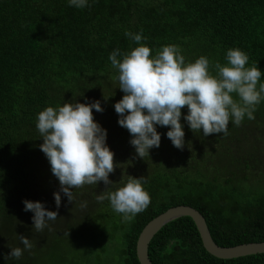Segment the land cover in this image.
Wrapping results in <instances>:
<instances>
[{"label": "trees", "instance_id": "trees-1", "mask_svg": "<svg viewBox=\"0 0 264 264\" xmlns=\"http://www.w3.org/2000/svg\"><path fill=\"white\" fill-rule=\"evenodd\" d=\"M125 31L141 32L146 40L139 43L152 55L179 46L186 62L204 55L224 64L226 50L239 48L264 82V0H89L83 9L67 0H0V264H140L136 241L144 225L182 204L200 211L218 245L264 241V101L255 119L230 122L226 135L193 133L183 120L185 106L184 147L172 145L168 126H157L159 147L139 157L113 107L123 92L109 54L137 46ZM93 101L103 108L93 109V117L114 153L113 183L73 188V202L61 193L60 205L72 210L64 219L65 211L55 209L59 181L39 147L36 118L46 106ZM129 176L146 179L151 202L125 222L95 196L115 191ZM24 199L42 202L58 217L34 248L5 260L11 239L34 227ZM148 255L152 264H264V253L211 255L188 216L165 224Z\"/></svg>", "mask_w": 264, "mask_h": 264}, {"label": "clouds", "instance_id": "clouds-1", "mask_svg": "<svg viewBox=\"0 0 264 264\" xmlns=\"http://www.w3.org/2000/svg\"><path fill=\"white\" fill-rule=\"evenodd\" d=\"M67 2L77 9L89 4V0ZM125 36L137 46L126 53L115 49L109 54L111 66L117 71L114 79L123 92L113 107L118 114L117 123L130 133L129 143L139 157L149 156L151 148L159 147L161 134L157 126H168L166 136L172 145L177 149L184 147L181 109L185 106L183 120L193 133L202 130L204 136L226 135L230 122L239 126L245 117L255 119L256 106L264 101V82L261 69L248 64L249 57L243 50L227 49L224 64H212L204 55L186 62L175 44L162 46L152 55L150 47L139 43L146 40L141 32L125 31ZM93 109L103 111L99 101L66 102L62 106H46L37 114L36 128L42 138L39 147L59 181V191L53 192L57 209L61 193L73 202V188L99 181L105 185L113 183L109 174L114 171V153L106 143V129L94 120ZM146 183L143 176H129L115 191L101 192L95 199L108 200L113 211L122 214L123 221L131 222L151 202ZM22 203L24 211L33 213L32 225L37 232L58 217L57 211L46 209L40 201L24 199ZM86 206V202L81 204ZM18 237L23 249L10 248L5 260H18L25 250L33 248L25 235Z\"/></svg>", "mask_w": 264, "mask_h": 264}, {"label": "water", "instance_id": "water-1", "mask_svg": "<svg viewBox=\"0 0 264 264\" xmlns=\"http://www.w3.org/2000/svg\"><path fill=\"white\" fill-rule=\"evenodd\" d=\"M190 217L199 233L205 250L221 259H231L246 255L264 253V241L247 242L234 246L218 245L212 238L204 216L190 205H176L169 207L148 221L140 231L136 241V255L140 264H152L148 255V246L154 235L168 222L177 218Z\"/></svg>", "mask_w": 264, "mask_h": 264}, {"label": "rangeland", "instance_id": "rangeland-1", "mask_svg": "<svg viewBox=\"0 0 264 264\" xmlns=\"http://www.w3.org/2000/svg\"><path fill=\"white\" fill-rule=\"evenodd\" d=\"M264 148V147H263ZM263 148H262V150H263ZM264 151V150H263ZM55 209H57L56 207H55ZM58 209H61V211L62 210H64L65 212H60V213H62L61 215L64 217V219H68V218H70L71 219V216H72V210H70V206H68V205H66L65 207L63 206H59V208ZM58 214V213H57ZM59 217H60V214H59ZM49 224H50V221H48V226L47 227H45L44 229H43V231H40V232H37L36 230H35V228L33 227V229L32 230H27V231H21L20 232V234H18V235H25L32 243H33V248L38 244V242H39V240L41 239V238H43L44 237V235H45V232L49 229ZM48 228V229H47ZM18 235H16L15 237H13L12 239H11V241H10V246L12 247V248H14V247H21L22 249H23V245L20 243V241H19V237H18ZM51 241H52V239H50ZM26 251H29V250H26ZM29 254V253H28ZM29 255H33V254H29ZM36 260V259H35ZM26 261H28L29 262V264H34V262H33V260H28V259H26Z\"/></svg>", "mask_w": 264, "mask_h": 264}]
</instances>
